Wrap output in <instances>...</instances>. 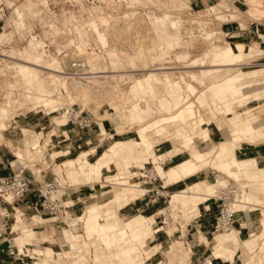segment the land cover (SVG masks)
I'll return each instance as SVG.
<instances>
[{
	"label": "rangeland",
	"instance_id": "rangeland-1",
	"mask_svg": "<svg viewBox=\"0 0 264 264\" xmlns=\"http://www.w3.org/2000/svg\"><path fill=\"white\" fill-rule=\"evenodd\" d=\"M53 1H56V2L60 1V3L62 4L61 7L65 8L63 9V11H58V14H57L58 17H60L62 16L61 14L66 12L63 15V18L66 16L67 17L70 16V10L72 9L71 7L73 6V4H78L77 2L73 0H53ZM78 1L79 3H81L83 0H78ZM140 1L141 2H139L136 5L132 3V0L129 3H125L123 0H94L95 4L91 1L85 2L87 4L92 5L91 7L92 15L90 19L87 20V22L89 23V28L91 30L89 33V36L92 37V39L93 38L95 39V37L97 38V36L99 35L94 30L95 27L93 25V20L98 19V23H99L98 26L100 28V31L103 37L108 39V41H105V42L103 41V42L106 45L108 43L110 45L106 53H103L100 51V46H99L100 44L99 45L95 44L94 47L98 46L99 49L97 48L96 50H94L93 48L89 49V47L84 46L81 43L78 44L77 54H73V55L63 54L62 60L58 59L60 57L62 58V56L56 58V55L53 54L52 52L45 53L43 51V53H39L36 51V49L32 45L30 48L27 47V49H25L24 51L12 52L11 56L24 59L25 61H27L25 59V56H40L42 58V61L40 62L41 64L46 65L48 62H55L54 68H57L60 70L63 69L64 64H66V60L68 56L88 57L92 62V67L94 68L93 71H103V70L108 71L106 73L96 74L95 76H98V77L89 78L87 82V84L91 85L93 87V90L95 91H97V89L99 90L110 89L111 90L110 94L107 93L106 95L107 97L104 95L105 98L101 100V102H99L100 99H98L99 98L98 92H97L98 98H95L94 96L92 97L93 94H90L91 92L87 94L88 97L84 95L85 98H82V96L80 97L81 94L78 96L79 91H77L76 92L77 94H76L73 90L70 89L71 86L70 88L68 87L67 89V83L70 82V79L66 77L58 76L56 74H60V73H55L54 71H50L46 69H43L42 71H37V73H39L38 79L30 78V80L29 79L24 80L25 82L29 83L30 87L22 88L21 86H17V87H14L15 91L14 90L12 91L11 88L6 89V87H2V86L5 84L7 87H9L7 82H11V81L14 82L16 80L15 71H17L18 68L14 62L8 63L9 62L7 61L8 59L6 61L3 59H0V105H6V103L10 105L11 108L6 109L5 110L6 112L4 114H7L9 117L10 116L15 117V119L18 122V124H15V125L18 127V129L20 128L17 134V141H11L13 145L10 146L11 152H10L9 157L11 158L12 161L13 160L16 161V163L18 164V167L20 163H22L23 166L21 167V169L24 166L27 167L24 173L34 178L33 186H32L33 192L31 191L29 194H32L36 191V188L38 187L39 182H43L45 180H52L54 179V177H58L61 182V188H60L61 191L58 193V196L62 198L65 202H68L69 200L74 201V206L70 209L71 215L68 214L64 223H60V224L46 222L43 225H39L38 227L37 226L38 223H35L30 218V216L34 214L33 212L23 213L22 209L20 210L22 214V218L27 225H29L31 228H33L36 231L45 230L43 233H37V237L39 238V241H37V240H34V237H35L34 232L32 231V229L29 228L31 231L29 232L30 234L28 233V235L31 240L30 243H32L33 245L31 246L26 245V247L30 248L31 250L38 248V246L42 248H44L45 246H52L54 250L56 251V254L57 252H65V251L74 252L73 250L77 248L72 243H68L66 238L64 237V233H63L64 228H68V229L72 228L67 225L66 221H72L73 217L76 218L77 215H80L82 211H86L92 204H95L96 201L102 200L103 198H107L110 195V191L112 192L114 190L115 185L110 184L111 182H114V183L117 182L119 184L128 183V182L129 183L132 182L133 184V181L137 182L136 178L132 180L133 174H131L130 172L127 174L126 180L124 179L122 180L118 176V172L123 171V168L118 169L116 167H113L109 171L105 170L102 173V175H99L98 173L97 175H99V177L95 176L94 181H97V182H94V184L92 182L90 184L89 182L88 184L84 185V183L86 182L85 178L83 177L80 180L81 182L75 181L74 179L70 178L68 168L65 166H62V163L67 161V159L69 158L73 159V157L77 153H81L84 151L89 152L97 146H100L103 149H107L116 139L121 138L128 131L138 130L139 127L141 128V126L145 124L153 123L156 120L162 118V116L169 115V113H165L166 111L169 112V109L175 112V110L173 109L175 108V106H172V107H169V109L168 108L165 109L166 111L162 110L160 113L156 112L153 115L148 116L146 121L144 123H141L142 121L141 119L142 116L140 114L141 108L147 109L148 105H150L156 109V104L158 102L157 98L159 97V100H161L162 99L161 95L166 93L165 92L166 87H164V85L161 84L160 78L163 79L166 77H170L171 79H174L175 80L174 83L177 84L175 87L183 86L184 88H186L184 81H187L190 84L194 83L195 85L194 84L193 85L196 88H198L197 89L198 93L195 95L192 94L189 90H187V88H186L187 92H185L182 88L183 95H184L183 103L189 104L193 102L195 106L193 110L196 111V113L194 112L193 116L194 118L200 120L199 124L202 123L200 127L194 131L190 130L191 126L193 125L192 122H189V125L187 123V127L190 130L188 131V133L190 135H194L197 132L200 135V136L198 135L199 138L198 137L196 138V140H198V145H197L198 148H196V150L198 151L202 150L201 152H206V151L214 150L216 147H218V145L223 140L227 138H232L233 137L232 135L234 133L233 132L234 125L236 121L240 119H246L248 117H254V116H256V118L258 119L259 118L264 119V89L263 88L261 89V91H256L254 93L247 94L249 97L244 96L243 98H240V99L231 97L234 99L233 105L235 107L233 106V109L234 111L236 110V113L231 116L222 115V114H225L222 112H226V111L218 107L219 105L223 104L224 102L223 97L222 98L220 97L222 102H219L214 97V96H222L223 93H226L228 91L230 93L234 91L235 89H237L238 87H243L244 80L242 81L241 79L244 74H249L248 77L249 76L250 78L255 77L254 80H257L256 84L252 87H249L248 90L264 87V70H262L264 69V57L262 58V56H264L262 49L264 48H262L260 40L258 39L257 35L254 33L255 31L254 25L257 22L264 23V14L254 13L252 11V7L249 4V0H208L209 1L208 3L205 2L204 0H193V2L192 0H140ZM9 3L12 4V2H9ZM190 5H191V8H190ZM111 9L114 10L115 12H112ZM47 14L48 13H43V15H47ZM166 14H170V17H171L170 20L174 22L175 21L178 22L179 30L181 31L179 33L181 35L180 37L181 39L177 40L179 43L176 44L175 48H174L175 44L174 46L172 45L171 48L166 45L170 44V42H168L167 40L168 33L176 32V30L174 29L175 30L174 31L172 27L164 28L166 29L164 32L163 30H160V29H153L154 25L150 22L152 19H154L153 21H155L157 17L161 18V17H164ZM198 14L211 18V21H210L211 24L209 23V21H207L208 18H205V17L201 18V20H198L199 21L198 23L200 26L198 25L197 22H192V20H196L195 18H197L196 15ZM145 15H149V18L151 20H148ZM13 16H14V12H9L5 19L7 20L8 17L11 18ZM103 17L105 18L108 17L109 21L108 22L103 21L102 19ZM38 20H41V17H35L34 19L29 20L27 23L28 25L34 24V23L38 24L39 23ZM185 20H189L190 22H185ZM62 22L64 23L63 20ZM126 22L129 24H127ZM52 23H53V20H50L46 24H48L51 27L53 25ZM240 26L243 29L246 28L250 34L249 37H242L240 41L245 42L249 46L253 47V50L251 51V53L245 56V58L247 59L246 60L247 64H250V65H247V68L243 69V71L245 72H250L251 70H253L251 73H242L236 76L235 75L227 76L228 74L236 71V69H229L227 67L226 69L222 71L212 72L211 74H209L207 71L208 68H211V62L209 59L207 60V63L206 61H202V63L203 62L206 63L204 67H201V65L187 67L190 64L192 59L197 58V57L204 58L205 53L210 51L213 48H214L213 49L214 56L217 59H227L225 58L224 55L221 54V52L224 51V49H226L228 46H231V44H235L239 41H237L238 39L236 38H229V36H225V32L230 30L233 33H237L241 29ZM7 27L9 28L5 29L6 33L12 30V26L7 25ZM119 28H120L121 33L123 34L126 33V29H127V32L128 30H130L129 33L131 35H129V33L125 34L124 36L120 35L118 32ZM201 28L203 32L201 31ZM44 29L48 31V26L47 28H44ZM131 29H134V30H131ZM16 30L17 29L15 28V31ZM85 30L86 29L84 27V24L81 21L75 22V33L81 36L82 34H86ZM167 31L169 32L167 33ZM0 32L2 33L4 32V30ZM131 32H133V34ZM139 33L142 35H139ZM215 33L217 34V36H214ZM19 35H20L19 37L20 39L22 38V36H24L23 33L22 34L20 33ZM58 37H60L62 45L66 43L65 41H68V39H71V36L66 37L62 35L61 36L56 35L53 37V39H58ZM98 37H100V35ZM140 37L142 38L140 39ZM164 37H166V40ZM143 39L145 40L144 42H143ZM100 41L102 42V39ZM158 41L159 42L161 41V42L159 43ZM170 41L172 43V39ZM26 45H27V42H25V44L22 46H26ZM223 46H226V47L218 50V47H223ZM101 47H102V44H101ZM16 48L21 49V47H16ZM11 49H13L11 46H8V47L2 46L0 48V57L8 58L1 54L7 55L11 52ZM75 49H76L75 46L72 45V47L70 48V51L73 52ZM245 50L246 49H243V51L241 52H244ZM119 51L122 56L121 63H124V67H119L115 65L113 62L112 53L119 52ZM160 52L162 55L160 54ZM61 62L63 64V67L61 66ZM197 62H198V59H197ZM257 62H260V64H253ZM7 63L12 66V69L7 68ZM257 66H262V67H257ZM164 67H172V68L162 69ZM153 69H158V71L160 72L158 73L160 74L159 75L160 77L155 79L152 76L151 70ZM254 69H257V70H254ZM166 71H168L169 73H164ZM193 71L198 73L199 77L202 78L205 83H201L200 81L194 80L191 75ZM150 72H151V75L149 76L148 74H150ZM122 74H125V76H122ZM21 76H22L21 79L26 78V75L24 76L23 72ZM225 76H227L228 78ZM223 77L225 78L222 79ZM18 78L19 77H17V79ZM137 79L138 80L145 79L146 82H148V86H150L148 87L149 90L148 91L143 90V91L151 96L145 98L143 97V95L141 96V95H136L132 93L131 86ZM218 79H222V80L210 83ZM154 82L158 84V87H151L152 84H154ZM205 84H209L207 85V88ZM199 90L200 91L203 90V92L199 93ZM204 90L209 91V92H206ZM93 92L94 91H92V93ZM95 93L94 95L97 94ZM256 94H259V96L257 97ZM39 97H42V98H39ZM47 98L57 99L56 102H54L55 108L61 109L64 106V104L72 103L78 109H81L82 112H87L88 114L92 115L94 122L92 126L89 128V131H90L89 138L92 140V144H89V143L85 144L86 147L78 150V152L76 151L74 155H69L66 157L63 156L57 159L55 157L50 158L49 156H45L44 158H38L37 156L32 154L33 152H35V150L33 149V146L36 143L39 142L41 145H45L48 139H50L51 137L63 135L65 130H67L70 127V124L65 126L66 116L64 115L63 111L60 110L54 113H50L52 110H54V108L52 104L48 106L46 105L45 99ZM242 99H244V102L241 101ZM31 100L34 101L35 103L33 104ZM168 100L171 101L172 103L174 102L173 97L172 99H168ZM35 105L36 106L45 105V107L39 106L35 108L34 107ZM134 106L136 109L138 107V109L136 110L138 113L136 115V119H137L136 123L134 122L132 123V116H131V111L134 109ZM254 109L256 112H254ZM221 110H224V111H221ZM260 110L261 112L257 114V111H260ZM226 114L228 115L229 113H226ZM9 117L6 119V121L10 119ZM25 121H26V125H23ZM27 121L30 123L31 126L27 124ZM218 125L221 128H224V127L225 128L224 130H220L221 137L219 138L218 136V138H216L217 141H211V140L207 141V139L202 140V138L200 139V137H202L201 133L204 132L205 130L204 128L208 127L210 128V130H217ZM7 126H8V122H7ZM177 126H180V124ZM22 127L29 128L30 130H24V135H23L22 130H21ZM103 127L107 130L108 134L113 135V137L111 138L108 137V134L102 136L100 133H102ZM227 127L231 128L230 131L227 130ZM177 129L178 127L171 126L170 129L168 128L164 130V132H162V134L159 136H158V132L156 131V129H153L152 131L149 132L150 136L155 141H157L155 142L156 144L155 150L158 155H163L167 151L179 145L178 140H181L180 134H178V136L176 137L177 140L172 139L174 134L175 135L177 134L176 133ZM69 132H71L70 133L71 138H74V140L75 139L79 141L83 140V142L84 141L87 142L88 140H90L89 138L81 139V135H79L77 130L69 131ZM169 137L171 139H169ZM260 139L264 140V137H260ZM246 140L247 138L243 136L242 143H244ZM83 142L80 141L79 143H83ZM262 142L264 141L257 142L256 144H260ZM67 143H64V144H67ZM49 145H51V146H47L49 155L54 154L58 151L59 147H57V141L55 139H51ZM226 145L228 147H234L235 143H226ZM245 145H252V144L245 143L244 146ZM20 150L24 154V157H23L24 159H22L21 161L17 160L15 157V154L17 153V151H20ZM100 150L102 149H99L95 153H92V154L90 153L89 159L90 160L96 159L99 156ZM186 151H188V154L192 153V150H186ZM235 151L236 149L234 147V152ZM58 152L57 154L64 153L63 151L60 152V149ZM140 152L144 154L146 157L141 158V160H137L133 162V164H131L130 167H131L132 172H139L140 171L139 168H141L148 161H153V162L156 161L154 159L153 160L151 159L153 157H149L151 156V154L144 153L142 152V150H140ZM186 155L187 154L185 152L183 156H186ZM180 160H182V158L177 157L174 154H170L166 158V161L163 162L162 164L163 170L166 172L169 171L172 167L176 166V164H178ZM156 163L157 165H159V162H156ZM219 163H220L219 159L216 158L214 155L208 158L207 166H204V168H202L204 170H210V173L207 174L206 176H210L209 177L211 179L210 181L213 184H215L216 187H217L216 180H215L216 178H219L223 175L230 177L228 176L226 172L220 169H217V166ZM154 165L156 166V164H153L152 162L146 164V166L150 167L151 170L154 169ZM237 168H238L237 166H234V168L232 169L240 171L239 168L238 169ZM57 170L59 173L60 171L62 173L58 174ZM199 174H200V171L197 175L198 180L196 179L197 181L193 184V186L198 182H202V181H199V178H198ZM240 174H241L240 175L241 178L239 176L238 179L236 180V178L234 179L233 177H231L230 180L234 179L238 181V184L243 190V194L245 195L246 193L247 195L248 203H252L253 201L252 195L249 192L251 188L250 186H246V183H248L245 179L247 175L244 173V171H242ZM206 176H202V177L200 176V179H204V177ZM191 177H186L183 181H180L178 183L177 182L172 183V184H169L170 182H168L167 181L168 179L165 178L164 182L166 185H169L167 187V190H169L170 194H172L174 192H177V190H180L183 188V187H180L179 183L181 182L186 183V184H183L182 186H186L189 183H191ZM92 186L94 187V189L91 188ZM83 189H86V190H83ZM84 191L86 192V194L91 193V195L92 193H95V197L87 196L86 198H82L79 201H77L76 200L77 197L75 195H80ZM189 191L192 192L193 189ZM103 192H106V194L102 195L101 193ZM205 192L206 191L204 189L202 193H205ZM135 197L132 196L128 199L130 203L129 206H123L122 204H120L118 208L119 211H118L117 218L116 217L112 218L114 222L110 218L108 219L109 222L111 224H114L115 222H117V220H119L120 222V218H121V222L123 223L122 227L124 229L128 228L129 230L130 228L132 230V228L134 227V223L130 222L129 224H127L130 218L139 217L137 221L138 222L140 221V223L147 221L148 218L144 219V217L141 216L142 213L138 208L131 207V205L136 200L144 197L146 201L144 202V205L142 207L144 208L145 211H148L149 213L152 210L153 215L151 214V216L155 217L156 223L153 224L152 227L153 226L157 227L158 224H161V221L164 218L163 216H157L155 212L162 203L154 201V198L151 196V194L148 195V197L145 195L143 196L140 195V198H139V195H138V198L137 196ZM177 200L174 199V201H177ZM13 204L8 205L6 203H2V205L0 206V211L2 210L4 211L5 207H8L7 210H5L4 212L9 211V213L11 214V216L8 218L7 217L4 218V216L3 218L0 217L1 219L0 227L3 226V223L5 222L8 223V229H5L6 232L0 235V241L9 235L10 228L11 226L13 227L15 223V219H16L15 216L18 213V211L12 208ZM82 206H85V207L80 209V207ZM148 206H151V209H147ZM248 206L250 205L240 204L238 206V210L240 209L246 210ZM212 207L216 208L214 203L212 204ZM186 208H189V207H186ZM172 209H173V211L171 212L172 219L171 218L166 219L167 223L163 224L165 225V227L162 232L155 234V237L154 238L152 237L150 240L147 239L149 235L147 233H145L144 237H142V240L148 241L149 244L142 243L140 241H134V240L132 241L129 239V242L127 244L121 243L115 246L113 245L112 247H110V250H113V251L118 250L116 252L119 254L122 249L128 246L133 245L134 248L138 247L136 248V250L134 249L131 252H136L138 251L139 248L146 247V249H148L149 251V255L151 256L149 259L146 260L147 264H158L160 261L162 262L159 264H166V263L179 264L178 263L179 260H177V256H179L180 259H182L181 257L182 254L180 253H186V249L182 250L181 252H178V249L180 248L178 247L179 244H175L174 246L178 248H176L173 252H168V251L171 249L172 243L175 242L176 240H180L184 243V239L187 238V234L189 233V231H190L189 236L191 238V234L194 231L189 230L188 223L194 217L189 218L188 214L185 215V213H187V211H184L185 208H183L181 211L179 210L181 209V207L176 206L175 208L172 206ZM190 209H192L190 215L192 216L196 215L197 217L199 213L200 214L203 213L202 211L204 208L202 206L201 211L199 209L195 211L196 209H194L193 207H190ZM248 210L247 212L240 211L239 213H243V214L248 213V216L252 219L251 221L254 224V225L252 224L253 228L251 230H254L255 232H259L261 230V225H260L261 210L254 211V212H252L251 210L249 211ZM38 220L42 221L40 218ZM102 222H106V221L103 220ZM121 222L118 223L120 227H121L120 225ZM89 226L91 227V225L90 224L87 225L85 221H78L76 223V226H73L72 229L74 232H78L81 234L82 233L84 234L85 230L87 233L97 234L96 232H89V229H88ZM21 227L28 228L25 225H21ZM152 227L150 229L151 232H153ZM51 228H52V231H49V229ZM233 228L235 229V226H233ZM171 229H173L172 232H171ZM177 229L181 231V233L184 236V239H180L179 236H177V233L175 232L177 231ZM169 230L172 233L170 237L167 236L168 234H170ZM164 231H167L168 233L166 236H165L166 232ZM14 232L15 233H12L10 235L12 238L17 237L18 236L17 233H20V230L14 231ZM52 232H54L56 235H53L48 240L42 239L43 235L47 234V237H48V235L52 234ZM223 232L225 231L219 232V233H222L219 235L224 236L223 234H227ZM109 235L111 237L113 236L112 234H109ZM204 235L209 240V244L207 246V253L204 255V258H208L209 260L211 249L212 250L214 249L216 238L219 237V235L215 236V234L212 233L211 230L209 234L205 233ZM96 237L99 240L101 239L98 234L96 235ZM17 240H18V237H17ZM193 243L195 242H191L189 245L186 244V246L191 247ZM146 244H148V247L146 246ZM184 245H181L182 249ZM0 247L3 249V246H0ZM230 247H232V244H230ZM110 250H106V252L109 253ZM51 251L54 255L53 250ZM84 251H85L84 254H86L88 257L87 264H96L92 260L91 253H87L85 249ZM131 252L130 254H132ZM3 254L5 257L1 258L2 260L0 264L12 263V262L17 261V260H14L8 254V252L4 251ZM30 254L34 255L32 252H30ZM187 255L189 254L183 255V257H186ZM240 255H241V250L235 256V260L232 264L242 263L243 257ZM145 256L147 257V254H145ZM129 257L123 256V261L136 264L135 260L137 261V259H134L132 255ZM56 258H58V255H56ZM128 258L130 259V261L127 260ZM49 259L54 261L53 258H49ZM49 259H47V261H49ZM40 260L41 258L39 256V259L35 261H40ZM64 260H65L64 261L65 264H72V262L74 261V258L72 257L68 259L64 258ZM105 261L108 264H118L119 263V260H113V259H108V258L105 259ZM188 261L189 260H187L185 264H187ZM229 261L230 259H223L213 264H229ZM49 262L51 263V261Z\"/></svg>",
	"mask_w": 264,
	"mask_h": 264
},
{
	"label": "crops",
	"instance_id": "crops-1",
	"mask_svg": "<svg viewBox=\"0 0 264 264\" xmlns=\"http://www.w3.org/2000/svg\"><path fill=\"white\" fill-rule=\"evenodd\" d=\"M87 1H89V0H83L82 3H81L80 8L70 10V16L69 17L66 16V17L63 18V15L66 12L64 11L65 13L61 14L62 16L58 17L57 14H54L52 12V10H50L49 0H14V1L13 0H9L8 2H12V4H10V5L13 6V10L10 11V12H14V16L11 17V18L8 17L7 20L3 19V21L0 22V31L4 30V32H2V33L0 32V48L2 46H4V47L11 46L13 49H11V52L9 54H7V55L6 54H1V55H4V56L8 57V58L0 57V59H3L5 61L8 59L7 60V61H9L8 63H10V62H22V59L16 58L14 56H11L12 52L24 51L25 49H27V47L30 48L31 45H32V46H34V48L36 49L37 52L43 53V51H44L43 46L45 44H48L47 38H49L50 36L54 37L56 35H63V36H66V37L71 36V39H68V41H65L66 43L64 45L57 44V42H56V47H57L58 51H63L64 54H69V55L70 54H72V55L73 54H77L78 44L79 43L83 44L84 46L89 47V49H91V48H94V49L98 48L99 49L98 46L94 47V45L95 44L96 45L100 44L99 45L100 46V51L103 52V53H106L107 49L110 47V45H109L108 42H107L108 43L107 45L104 44V42L108 41V39L103 37V35H102L101 31H100V28L98 26L99 25L98 19L97 20L96 19L93 20V25L95 27L94 30L96 31V33H98L100 35L101 38L98 37L99 36L98 35L97 38L95 37V39L94 38L92 39V37L89 36V33H90L91 30H89V31L85 30L86 34H82L81 36L78 35L77 33H75L74 30H73L72 20H73V15H75V14L76 15H80L81 20L82 19L85 20L86 23L89 26V23L87 22V20L90 19V17H91L89 15H92V11H91L92 5L85 3ZM204 1L207 2V3L209 2L208 0H204ZM192 2H193V0H192ZM40 3H42L43 6L40 5ZM190 4H192V3H190ZM190 8H191V5H190ZM44 11H48L47 12L48 14L47 15H43V13H46ZM38 16H41L42 20L44 22H46V23L48 21H50V20H53V23H52L53 25L50 27V29L48 31L45 30V32H44L45 33L44 34L45 37H42V36L39 37L38 35H36L34 33L33 34L31 33V37L27 41V45L26 46H22L25 43H20L18 40H15L13 38V33L15 32V28L17 29V27H18L20 30L32 31L33 30L32 24L28 25L27 22L29 20L34 19L35 17H38ZM231 16H233V15H231ZM0 17H1V15H0ZM102 19L105 22L109 21L108 17L107 18L103 17ZM62 20L65 22V27H61L59 25V22H61ZM7 25L8 26H12V30H10V31H8L6 33L5 29L9 28V27H7ZM119 26H120V24H119ZM118 32L122 36L125 35V34L121 33L120 28H119ZM36 37L38 38L37 40L35 39ZM101 39H102V42L100 41ZM240 40H237L239 42H237L235 44H231V46H234V47H236V46H244L243 49H246L244 52L236 51L235 54L232 57H230V58L217 59L214 56V53H213V49L214 48H213L210 51L205 53V57L204 58H199V57L194 58V59H196L194 61V63H193L194 59H192L190 64L187 67H189V66H197V65H201V67H204L206 65V63H207V60L209 59L210 62H211V68L207 69L209 74H211L212 72L222 71V70L226 69L227 67L229 69H236L235 72H232V73L228 74L227 76H229V75H235L236 76V75H239V74H242V73H251L253 70H251L250 72H245V71H243V69L247 68V65H250V64H247V61H246L247 59L245 58V56L247 54L251 53V51L253 50V47L249 46L245 42H241ZM101 44L103 46H105V48H102ZM72 45H74L75 48H76L73 52L70 51V48L72 47ZM16 47H21V49L20 48H16ZM224 47H226V46L218 47V50L221 49V48H224ZM262 48H263V46H262ZM243 49H242V51H243ZM262 51H263V55H264V49H262ZM50 52H51V50H50ZM223 52L224 51H222L221 54H223ZM103 55H105V54H103ZM115 56L116 57L118 56L117 52L112 53V57L114 59V61H113L114 64L118 65L120 62H119V60H116L114 58ZM34 57L41 58L40 56H25V59L29 62V60H31ZM263 57L264 56H262V58ZM62 59H63V55H62V58L59 59V60H62ZM197 59H198V62H197ZM202 61H206V63L203 62L205 65L202 63ZM8 63H7V68L12 69V66L10 64H8ZM253 64H260V62L253 63ZM61 66L63 67L62 62H61ZM257 67H262V66H257ZM169 68H172V67H165V69H169ZM43 69L54 71V72L56 71L54 69H50V68H47V67L44 68V66L43 67H38V71H42ZM156 70H157L158 73H160L158 71V69H156ZM254 70H257V69H254ZM262 70H264V69H262ZM17 71H15L16 72V74H15L16 80L14 82H12V81L11 82H7L9 87H7L5 84L2 87H6V89L11 88L12 91L13 90L15 91L14 87H17V86H21L22 88L30 87L29 83L25 82L23 78L21 79L22 76L19 73V69ZM56 72L60 73L58 70ZM106 72H108V71H106V70L99 71V73H106ZM164 73H169V72L166 71ZM56 75L68 78L66 75L61 74V73L60 74H56ZM191 75H192V78L194 80L200 81L201 83H205L204 80L199 77L198 73L193 71L191 73ZM38 76H39V73H38ZM122 76H125V74H122ZM227 76H225V77H227ZM17 77H19V78L17 79ZM225 77H223L222 79H224ZM146 79H147V77H146ZM222 79L214 80V81H212L210 83H213L215 81H220ZM254 79H255V77H251V78H249L247 80H244V86L243 87H238L237 89H235L234 91H232L230 93H229V91L226 92V93H223L222 96H214V97L219 102H222L220 97L221 98L223 97L224 100H226L230 96L234 97V98H237V99H240V98H243L244 96L247 97L248 96L247 94H251V93H254L256 91H261L262 88L264 89V87H260V88L248 90L249 87H252V86H254L256 84L257 80H254ZM141 80L142 79L135 80V82L131 86L132 93H134L136 95H141V96L143 95V97H145V98L151 96V95H149V94H147L146 92L143 91L144 89H143V87L141 85ZM161 80H162L161 84H163L164 87H166V90H165L166 93L162 94V96L165 97V98L167 96V98L172 99L173 96H171V95L174 94V92L178 88V87H175L177 85V84L174 83L175 80L171 79L170 77H166V78H163ZM156 84L157 83L154 82V84H152L151 87H153V86L156 87ZM187 84H190V83L186 82V86L185 87L188 90ZM209 84H205L206 88H207V85H209ZM182 88H183V90L185 92H187L186 88L181 86V90H182ZM195 89L197 91L198 88L195 87ZM104 90H107V89H104ZM183 90H182V94H183ZM101 91H103V90H101ZM204 91H206V90H204ZM201 92H203V90L202 91L199 90V93H201ZM206 92H209V91H206ZM197 93H198V91L196 92V94ZM39 98H42V97H39ZM157 99H158V102L156 104V109L153 108L150 105H148L147 109H143V108L140 107L141 108L140 114H141V116H143L145 118V121H146V118H148V116L153 115L156 112L160 113L162 111V110H160L161 107H160L159 97ZM56 100L57 99L47 98V99H45L46 105L48 106V105L52 104V106H53V105H55L54 102H56ZM173 100L175 101V98H173ZM183 101H184V95H183ZM241 101L244 102V99H242ZM32 102H33V104L35 103L34 101H32ZM39 106H44L45 107V105H37V106L35 105L34 107L37 108ZM219 106H222V105H219ZM10 108H11L10 105H8L7 103H6V105H0V121H4V123L6 124L5 129H1L0 128V174H2V175H12V174L16 173L17 171H19L21 169V167L23 166L22 163H20V165L18 167V164L16 163V161L15 160L12 161L11 158L9 157L10 152H11L10 146L13 145V143L11 141H17V134H18V132L20 130V128L18 129V127L15 125V124H18V122L15 119V117H11V116L9 117L7 114H4L6 112L5 110L6 109H10ZM171 112H173V111L171 109H169L168 113H171ZM254 112H256L255 109H254ZM260 112H261V110L257 111V114L260 113ZM235 113H236V110H235ZM235 113L228 114V115L222 114V115L231 116V115H234ZM7 116L10 118L8 121H6V119L8 118ZM193 119H196V118H193ZM196 120H199V119H196ZM6 122H8V126H7ZM27 124L29 126H31L28 121H27ZM102 124H104V123H102ZM23 125H26V121L23 123ZM237 126H239V127H237ZM224 128H221L219 125H218L217 130H210V128H208V127L204 128L205 130L208 129L209 130V134H210V139H207V141H209V140L217 141L216 138H218V136H219V138L221 137L220 130H224ZM23 129L24 130H30L29 128L22 127L21 130H22V134L23 135H24V130ZM230 129H231L230 127H227L228 131H230ZM233 132H234L233 135L231 134L233 136L232 138H227V139L223 140L220 144H222V143H235L234 147H235V149H237V155H238L237 157L238 158L241 159V158H244L246 156L255 157L257 159V162H258L259 166L261 167V169L264 170V142H262L260 144H256L257 142L264 141V140L260 139V137H264V119H260V118L258 119V118H256V116L248 117L246 119H240V120L236 121V123L234 125ZM70 133L71 132H69V130L67 129V130H65L63 135L56 136V137H51L50 139H48L47 142L45 143V145L46 146H50L49 145L50 144V140L51 139H55L57 141V147H59V149L61 151L65 152L64 155L63 154H61V155L69 156V155H74V153L76 151L78 152V150H80L82 148H85L86 147L85 144H87V143L92 144V140L89 138V135H90V131L89 130L84 134V136H81V139H88L89 138L90 140H88L87 142H85V141L83 142V140H80L83 143H79L80 142L79 140H76V139L74 140V138H71ZM102 135H105L103 133V130H102ZM108 136H109V134H108ZM243 136H245L247 138V140L244 143H242ZM201 138L203 140V137H200V139ZM3 141H5V142H3ZM64 143H67V144H64ZM245 143L246 144L250 143L252 145H245L244 146ZM197 145H198V141H197ZM240 145L243 146V149H241V150L236 148L237 146H240ZM93 149H96V152H97L99 149H103V148L100 147V146H97V147H95ZM200 151H202V150H200ZM18 152L19 151H17V153L15 154V157H16L17 160L21 161L24 158H20L19 156H17ZM62 166H64V165H62ZM57 172H58V170H57ZM60 173H62V172L60 171ZM60 173L58 172V174H60ZM209 173H210V170H204V169L200 170V174H199L198 178H199V181H202V182H198V183H196L193 186V184L198 180L197 179V175L198 174H196L195 176L191 177V183H189L188 185L182 186L183 184H186V183L185 182L179 183L180 187H183V188L180 189V190H177V192L178 191H182V190H186V189L187 190L188 189L189 190L193 189L192 192H202L204 190V183L206 181L211 180L209 178L210 176H206ZM200 176L201 177L202 176H206V177H204V179H200ZM207 178H209V179H207ZM121 179L123 180V178H121ZM245 179L248 182V183H246V186H250V188H251L249 192L252 195V200L253 201H252V203H248V198H247L246 193H245V195L242 194V199H244V200H243V203H241V205L248 204L250 206H248L246 210L240 209L239 211L247 212V210L249 209L252 212H254V211L261 210V218H260L261 230L259 232H255L254 230H251L253 228L254 224L251 221L252 219L248 216V213H244V214L243 213H238L237 217H236V220H235V224H234L235 229L231 233L227 234L223 239H217L215 244H214V247H216L217 245H221L225 249H227L226 255L224 257L215 258V257H213L212 249H211L209 259L211 261H213L214 263H217L218 261H221L223 259H230L229 264H232L234 262V260H235V256L241 250V255L240 256L243 257V260H242L241 264H264V177L251 178V177H247L246 176ZM124 180H126V179H124ZM110 184H115V183L111 182ZM91 188L94 189L93 186ZM83 190H86V189H83ZM77 192H79V191H77ZM35 193H36V191L34 193H32V194H29L27 197L14 202L12 208L14 210L18 211V213L15 216L16 217V219H15L16 220L15 221L16 224L14 223L13 227H15L16 225H18L19 227H21V225L27 226L28 228L32 229V231L34 232V236H35L34 240L39 241V238L37 237V233H43L45 230H41V231L37 230L36 231L33 228H31L29 225H27L24 222V220L22 218V214L20 212L21 209H22L23 213H25V212L26 213L27 212H33L30 209V200L34 196ZM174 193H176V192H174ZM75 196L77 197L76 200L79 201L80 199L86 198L87 196H94L95 197V193H92V195H91V193L90 194H86V192L84 191L80 195H75ZM69 201L74 203L73 200H69ZM145 201L146 200L143 197V198H140V199L136 200L131 205V207L138 208L141 211V213H142L141 216H143L144 219L148 218L149 215L151 216V214L153 215L152 210L149 213L148 211H145L144 208L142 207L144 205ZM213 203L215 204L216 208L212 207ZM218 204H219V202L218 201H214V200H213V202H208L207 204H201L198 207V209L201 211V208L203 206V208H204L203 211H202L203 213L202 214L199 213L197 215V217H196V215H193V216L190 215L191 210H192V209H190L191 206H189V205L183 206L182 203L180 204L182 206V209L185 208L184 211H187V213H185V215L188 214L189 218L194 217L193 219H191V221L189 220L190 222L188 223L189 230H193L194 232H192L191 238H190V236H189L190 235V231H189V233L187 234V238H185V240H184V243H185V245L186 244L189 245L191 242H195V243H193V245L191 246L192 248L188 246V247H184V249H183V250L186 249L187 251H190V255H187L186 257H183V255H181L182 259H180V257L177 256V260H179V262H178L179 264H185V262L187 260H189L187 262V264H204L205 259H206V258H204V255L207 253V246L209 244V240L204 234L205 233L209 234L210 230L212 232V223H213V221L215 219V216H216V213H217V210H218ZM84 207L85 206H82V207H80V209H82ZM186 207H189V208H186ZM7 208L8 207H5V210H7ZM147 209H151V206H148ZM198 209H196L195 211H197ZM4 211L3 210L0 211V217H2V218H3V215L5 213ZM6 213L8 214L7 218L11 216L9 211L6 212ZM30 218L35 223H39V222L44 223L45 222V220H42L40 217L33 216V214H32V216H30ZM39 218L42 221H39L38 220ZM125 218H126V216H125ZM138 218L139 217H136V219H138ZM0 221H1V219H0ZM139 223H140V221L137 224H139ZM155 223H156V221H155ZM39 225H43V224H38L37 226L39 227ZM133 229H134V227L132 228V230ZM129 230L131 231L130 228H129ZM49 231H52V228L49 229ZM156 231H157L156 227L153 226V233L145 232V233L149 234L147 239L150 240L152 237L154 238ZM179 232H180V230H179ZM13 233H14V228H13ZM74 233H77L76 235L79 237L78 243L76 244L75 242H71L68 239H66L67 242L68 243H72L76 248H79V247L82 248L83 247L82 248L83 252H85L84 251V249H85L87 253H91L92 260L94 262H96V264L97 263L98 264H108L105 261V259H107V258L108 259H112L113 258V260H119L118 264H127V262L123 261L122 250H121V252L119 254L116 252L118 250H114V251L110 250V247L105 246L106 244H105L104 240L97 239V237H96L97 234H95V233H87L86 230L84 231V234L83 233L81 234V233H78V232H74ZM2 234H4V233H0V235H2ZM167 234L168 233L166 231L165 236ZM10 235H11V233H9V235L7 237H5L4 239H2L0 241V246H3V249L0 247V262L2 260L1 258L5 257L3 253H4V251H6L7 245L9 243H12V237ZM45 235H43V236L41 235L43 240H48L49 238H51L53 235H56V234L54 232H52V234L48 235V237H47V234H45ZM170 235L171 234H168L167 236L170 237ZM177 236H179V235L177 234ZM64 237L66 238L65 234H64ZM181 237H184L183 234L181 235ZM15 239H16V237H15ZM144 243H148L149 244L148 241H145ZM17 244H18V242H17ZM148 244H146L147 247H148ZM230 244H232V247H230ZM174 245H175V242L172 243L171 249L168 252H173L175 250V246ZM48 247H51V250H53V252H54V255L52 257L54 259V261L50 260L45 255H43L44 256L43 259H45V260L49 259V261H51V264H65L64 263V261H65L64 258L68 259V258L72 257V258L75 259V256H78V250L79 249L73 250L75 253L74 252H70V251H65V252H68V253L71 254L70 257H67L66 255H62V254H65V252H57V254H56V251L54 250V248L52 246H45L44 247L45 249L40 247V246H38V248H41V249H43L45 251L47 250ZM136 248H138V247H135L134 249L136 250ZM106 250H110L109 253H107ZM131 253H132V257L134 259H137V261L135 260V262L137 264H147L146 260L151 257L149 255V251H148V249H146V247L139 248L138 251L131 252ZM34 254H36L35 251H34ZM136 254H137L138 257L136 256ZM145 254H147V257L145 256ZM56 255H58V258H56ZM40 258H41V260L37 261L36 264H42V256H40ZM129 258H131V257H129ZM129 258L127 259L128 261H130ZM232 259H233V261H232ZM207 260H208V258H207ZM87 262H88V260L85 263H81V264H87ZM161 262L162 261H160L159 263H161ZM72 264H75V263L72 262ZM166 264H168V263H166Z\"/></svg>",
	"mask_w": 264,
	"mask_h": 264
},
{
	"label": "bare ground",
	"instance_id": "bare-ground-1",
	"mask_svg": "<svg viewBox=\"0 0 264 264\" xmlns=\"http://www.w3.org/2000/svg\"><path fill=\"white\" fill-rule=\"evenodd\" d=\"M73 1L77 2L79 4V8H80L82 2L79 3L78 0H73ZM123 1L125 3L131 2V0H123ZM139 2H140V0H132V3L134 5L138 4ZM249 4L252 7V11L254 13L264 14V0H249ZM112 12H115V11L112 10ZM89 16H91V15H89ZM145 16L147 17L148 20H151L149 18V15H145ZM196 16H197V18H195L196 20H192V22H199L198 20H201V18H203V17L208 18L206 16H202L199 14ZM170 18H171L170 14H166L164 17H161V18L157 17L155 21H153L154 19H152L150 22L154 25V26L152 25L154 27L153 29H160V30H163V32H164L166 30L164 28H167V27L171 28L172 27L173 30L174 29L176 30V32H173V33L171 32L172 34L168 33L170 30L167 31V33H168L167 40H168V42H170V44L166 45V46H169L171 48L172 45L174 46V44H175V46H174V48H175L176 44L179 43L177 40L181 39L180 38L181 35L179 34L181 31L179 30L178 22H176V21L174 22V21L170 20ZM79 21H81L84 24L86 31L90 30L86 21L83 19L81 20L80 15L75 14V15H73V20H72V26H73L74 32H75V22H79ZM207 21H209V23H211L210 22L211 18H208ZM185 22H190V21L185 20ZM127 24H129V23H127ZM136 24H138V23H136ZM135 29H136V27H135ZM131 30H134V29H131ZM129 32H130V30H128V32H127V29H126L125 34H127ZM131 33L133 34V32H131ZM129 35H131V34L129 33ZM139 35H142V34L139 33ZM208 35H210V34H208ZM214 36H217V34L215 33ZM141 38L142 37H140V39ZM164 38L166 40V37H164ZM35 39L37 40L38 38L36 37ZM171 39H172V43L170 41ZM144 41L145 40L143 39V42ZM133 43H134V41H133ZM166 46H165V48H166ZM47 47H48L47 44H45L43 46L44 51L46 53L50 52V50H48ZM169 47H167V48H169ZM102 48H105V46L102 45ZM243 48H244V46H236V47L228 46L224 50L222 55H224L225 58H229V57H232L236 51L241 52ZM94 50H96V49H94ZM59 52L61 54L63 53V51H59ZM161 52H160V54H161ZM117 55H118L117 57L116 56L114 57L116 60H119V62H120L117 66L124 67V64L121 63L120 51L117 52ZM73 59L79 60L82 63H84V66L83 67L81 66L79 68H81L85 72H87L88 73L87 75H84L83 77H78L75 75V70L72 68V60ZM195 60L196 59L193 60V63ZM41 61H42V58L34 57L29 62L22 59V62H14V63L17 65V68L19 69L20 73L22 74V72H23L24 76L26 75V78H23L24 80L25 79L30 80V78L37 79L38 78V73H37L38 67L44 66V68L47 67L50 69H54L56 71L58 70L61 74L66 75L68 77V79H70V82L67 81L68 82L67 83V89H68V87L70 88V86H71L70 89L73 90L75 93L77 91H79L78 96L81 94L80 97L82 96V98H85V96L88 97L87 94L89 92H91L90 94H93L92 97L94 96L95 98H98L97 95L99 93L98 99H100L99 102H101V100H103L105 98L107 93L110 94V91H111L110 89L103 90V91L97 89V91H95V90H93V87L91 85L87 84L89 78L98 77L95 75L99 74V71H93L94 68L92 67V62L86 56L85 57L68 56L67 60H66L67 65L65 64V66L61 70L54 68L55 62H48L46 65H43L40 63ZM113 61H114V59H113ZM162 69H165V67ZM77 70H80V69H76V71ZM156 71H157L156 69H153L151 71L152 76L155 79L160 77L158 72L156 73ZM151 72H150V74H148L149 76L151 75ZM56 73H58V72H56ZM72 74H74V75H72ZM248 75L249 74H244L242 76V80L249 79L250 76L248 77ZM161 79L162 78H160V82L162 81ZM184 82H185L184 84L186 86L187 81H184ZM141 85L144 88V90H146V91L149 90L148 87H150V86H148V82H146L145 79L141 80ZM153 87H155V86H153ZM156 87H158V84H156ZM187 87H188V90L192 94H196L197 91L192 84H187ZM92 91H94V92L92 93ZM95 92L96 93L98 92V93L96 94ZM94 93L96 95H94ZM171 96H173V98H175L174 103H170V101L168 100L169 98H167V96L165 98L161 95L162 99L159 100L160 107H161L160 110L164 111L167 108L169 109V107L175 106V108H173L175 110V112H171L167 116H162V118L156 120L153 123L145 124V125L141 126V128L139 127L138 130L128 131L121 138L116 139L109 146V148L100 150L99 156L94 160H90L89 155H90V153H95L96 149H92L89 152L84 151L81 153H77L74 156L75 158L74 157H73V159L69 158V159H67V161L63 162L62 165L67 167L69 170L70 178L74 179L75 181H80L84 177L85 181H86L85 182L83 180L85 182L84 185L88 184L89 182H90V184H91V182L94 184V182H97V181H94L95 176L99 177V175H102V173L105 170L109 171L113 167H116L118 169L123 168V171L118 172V176L120 178L126 179L127 174L130 172L131 174H133V177H132V180H133L135 176L139 175V172H132L130 166H131V164H133V162H135L137 160H141V158L146 157L144 154H142L140 152V150H142V152H144V153L151 154V156H149V157H153V158H151L152 160L153 159L156 160L155 162L148 161L147 163L152 162L153 164H156V166L155 165L154 166H155V170H156L157 175L163 180V183H164L163 185L165 187H168L169 185H166L164 182L165 178L168 179L167 181L170 182L169 184H172V183H176V182L178 183V182L182 181L183 179H185L186 177L195 176L196 174L199 173L200 170H202V168H204V166H207L208 158L215 155V157L218 158L220 161V163L217 166V169H220V170L226 172L228 174V176H230V177L223 175L219 178H216L215 180H216L217 187L210 180L206 181L204 183V189L206 191L205 193L189 192L187 189L182 190V191H178L176 193H172L171 194V201H170L171 205L175 208H176V206L181 207V209H179V210L182 211V206L179 203H182L183 206L189 205V206L193 207L194 209H198V207L201 204H207L208 202H213V200L211 198L214 196H218L221 193L220 189L223 187H227L230 181H236L238 179V177L241 175L240 173L242 171H244V173L247 175V177H251V178L264 177V170L261 169V167L259 166L257 159L255 157L246 156V157L240 159L237 157L238 156L237 155V149L234 152V148L228 147L226 145V143H222L218 147H216L214 150H210V151H206V152H201V151L196 150L197 141H198V140H196V138L198 137L199 134H198V132L195 133L194 135H190L188 133V131H190V130L194 131V130L198 129L200 127V124H201V123L199 124L200 120L193 119L194 118L193 114H194V112L196 113V111L193 110L195 106L192 102L189 104L183 103V94H182L181 86H179L177 88V90L174 92V94H172ZM256 96L258 97L259 94H256ZM95 103H97V102H95ZM233 104H234V99L231 98V96H230L229 98L224 100L222 106H219V107L226 111V112H222V113L233 114V112L235 113V111L233 109V106H234ZM72 105H74V104H72V103L64 104V106L61 109L55 108L54 107L55 105H53L54 110H52L51 113L56 112V111H60V110L63 111L64 115L66 116L65 126H67L69 123V114H68L67 110L69 108H71ZM137 109H138V107H137ZM137 109L134 106V109L131 111L132 123L137 122V119H136V115L138 114L136 111ZM224 110H221V111H224ZM166 113H168V111H166ZM196 115H198V114H196ZM141 119H142L141 123H144L145 118L142 116ZM189 122H192V124H193L191 126L190 130L187 127V123L189 125ZM179 124H180V126H177ZM171 126L178 127V129L176 130L177 134L176 135L174 134L172 139L177 140L176 137L178 136V134H180L181 140H178L179 145L175 146L173 149L167 151L163 155H158L156 153V150H155V145H156L155 142H157V141H155L150 136L149 132L152 131L153 129H156V131L158 132V136H159L162 134V132H164V130H166L168 128L170 129ZM5 127H6V124L4 123V121H0V128L5 129ZM237 127H239V126H237ZM100 130H101V128H100ZM103 133L105 135L108 134L107 130L104 127H103ZM100 134L102 135V133H100ZM201 135H202L203 139H205V140L210 139V134H209L208 129L204 130V132H202ZM102 136H104V135H102ZM108 137L111 138V137H113V135H109ZM165 139H167V138H165ZM169 139H171V138L169 137ZM236 148L241 150V149H243V146L240 145V146H237ZM33 149L35 150V152H33L32 154H34L38 158H44L45 156H49L50 158L55 157L57 159V158L62 157L65 153V152L62 153L63 155L57 154V152L59 151V149H58V151L56 153L49 155V152L47 150V146L41 145L39 142L33 146ZM186 150H192V153L188 154V151H186ZM60 152H61V150H60ZM185 152L187 155L183 156V154ZM170 154H174L175 156L182 158V160H180L178 162V164H176V166L172 167L169 171L166 172L163 170L162 164H163V162L166 161L167 156H169ZM17 156H19L20 158H23L24 154L20 150L18 152ZM156 162H159V165H157ZM147 163H145L142 166V168H144ZM234 166H237L240 171L233 170L232 168H234ZM157 167H158V169H157ZM98 173H99V175H97ZM231 177H233L234 179L236 178V180H234V179L230 180ZM240 178H241V176H240ZM116 179H117V177H116ZM236 182L238 184V181H236ZM79 185H80V183H79ZM114 185H115L114 190L112 192L110 191V195L107 198H103L102 200L96 201L95 204H92L86 211H82V213L80 215H77L76 218L73 217L72 221H66L67 225L69 227L73 228V226H75L78 221H85L87 225H89V224L91 225V227L89 226V228H88L89 232H96L102 240L104 239V242L106 244L105 246L108 245V247H112L113 245L115 246V245H118L121 243L127 244L129 242V239L132 241L134 240V241H140V242L144 243L145 241L142 240V237H144L145 232H151L150 229H151L152 225L155 223V217L149 216L147 221L141 222L140 224H137L138 221L136 218H133V217L130 218V220H128L127 224H129L130 222L134 223V229L131 231L128 230V228L124 229L122 227L123 223L121 222V218H120L121 227L118 224V223H120L119 220L116 219L117 222H115L114 224H111L108 219H110V218L112 219L115 217L117 218L118 211H119L118 208H119L120 204H122L123 206H129L130 203H129L128 199L130 197L137 196V198H138V195H139V198H140V195L141 196L145 195L148 197V195H149L148 189L144 185H142L141 183H138L135 181H133V184H132V182L121 183V184L116 182ZM60 191H61V189L58 190L57 193H59ZM101 194L105 195L106 192H103ZM242 194H243V190L241 189V187L239 185V193L237 194L236 199L234 201H232V207L234 209H236V211H239L238 206L241 203H243L244 199H242ZM174 199L175 200L178 199L179 201L178 200L177 201L179 203L177 201H174ZM67 203L69 205L73 204V202H71V201H68ZM118 218H119V216H118ZM103 220H105L106 222H102ZM112 221H113V219H112ZM13 228H14V231L20 230V233H17L18 236L16 235L18 237V240L16 237V242L17 241L19 242L18 244H19V247L21 250H22V247H24L26 244H32V243H30L31 240H30L29 235H28V233L31 231L29 228H21L18 225H16ZM72 228H69V229L64 228L63 232L66 236V239H68L71 242H75L77 244L79 237L74 233ZM183 228H184V226H183ZM233 230H234V228L232 227L229 231H225L223 233L229 234ZM172 231H173V229H171V232ZM169 232H170V230H169ZM171 232H170V234H172ZM151 233H153V232H151ZM109 234H112L113 236L111 237ZM219 234H222V233H217V234H215V236L219 235ZM227 234H223L224 236L219 235V237H217L216 240L217 239H223ZM215 236H214V238H215ZM175 244H179L178 247H180V248L178 249V252H181L184 249V247H188V246L184 245V243L180 240H176ZM181 245H184L183 249H182ZM178 247L175 246V249ZM82 248L81 247L77 248V249H79L78 250V256H75V259L73 261L75 264L85 263L88 260L86 254H84ZM133 249H134L133 245L125 247L124 249H122V255L127 256V257L131 256L132 254H130V252ZM34 251L39 256L45 255L47 258L53 257V253H52L50 247H48L46 251L41 249V248H36V249H34ZM226 252H227V249H225L221 245H217L212 250L213 257H215V258L224 257L226 255ZM180 254H182V255L189 254L190 255V251L186 250V253H180ZM62 255H66L67 257H70L71 254L68 252H65V254H62ZM19 263L22 264L21 258H19V260L15 261V262L5 263V264H19ZM208 263L213 264L214 262L209 259ZM42 264H51V263L49 261L43 259V257H42ZM127 264H135V263H128L127 262Z\"/></svg>",
	"mask_w": 264,
	"mask_h": 264
},
{
	"label": "built area",
	"instance_id": "built-area-1",
	"mask_svg": "<svg viewBox=\"0 0 264 264\" xmlns=\"http://www.w3.org/2000/svg\"><path fill=\"white\" fill-rule=\"evenodd\" d=\"M8 1L9 0L0 1V22L3 21L7 14L13 10V6L10 5ZM90 1L94 2V0H89V2ZM40 5H42V3H40ZM61 6L62 4L60 3V1L56 2L53 0H49L50 10H52V12H54L55 14H58V11H63V9H65ZM71 8V10L78 9L79 6L78 4H73ZM44 12L47 13L48 11ZM38 21V24H32V31L20 30L17 27V30L13 34V38L15 40H18L20 43H25L31 37V33H34L39 37H45L44 28H47L48 26L49 30L50 26L46 24L42 20V18ZM59 25L61 27H65V22L63 23L61 21L59 22ZM240 28V31L237 33H233L232 31L228 30L227 32H225V36H229V38H236L238 40L242 39V37L250 36L249 31H247L246 28L243 29L241 26ZM254 29V33L257 35L258 39L260 40L261 46H263L264 48V23L257 22L254 25ZM22 32L24 36H22V38L20 39L19 34H22ZM47 41L48 50H51V52L55 54L57 58L64 54H61L56 47V42L57 44H61L60 37H58V39H53V37L50 36L49 38H47ZM59 59H61V57ZM81 66L83 67L84 63L79 60H72V68L75 70V75L78 77H83L84 75L88 74L83 69L79 68ZM76 69L80 70L76 71ZM67 112L69 114L68 124H70L68 130H77L79 135L84 136V134L89 130V128L94 122L92 115L88 114L87 112H82V110L78 109L75 105H72V107L69 108ZM26 168L27 167L24 166L19 172H16L12 175L0 174V206L2 205V203L12 205L14 202L27 197L32 191L34 178L24 173ZM139 170V175L135 176L134 179L136 178V181L138 183H141L148 189V194H151V196L154 198V201L162 203L155 212L157 216H163L164 218L162 219L161 224H158L156 227L157 231L155 232V234H158L164 230L165 225L163 224L167 223L166 219H172L171 212L173 211V209L170 203L171 194L170 191L167 190V187L163 185V180L157 175L155 166L153 170H151V168L147 166H145L144 168L141 167L139 168ZM60 188L61 182L58 177H54V179L52 180H45L43 182H39V185L36 188V193L30 200V209L34 213L33 216H37L40 217L42 220H45L44 223H64L65 219L67 218V215H71L70 209L74 206V203L69 205L67 202H65L62 198L58 196L57 192L58 190H60ZM220 190L221 193L218 196H214L211 198L212 200L219 202L218 210L215 219L212 223V233L214 234L222 231H229L234 226L237 214L240 212L236 211V209L232 207V201L236 199V196L239 193V185L237 184V182L230 181L227 187H223ZM3 216L5 218L8 216V214L5 212ZM44 223L39 222L38 224ZM5 229H8L7 222L3 223V226L0 227V233L6 232ZM175 232L180 236V239H184V237H181L182 233L181 231L179 232V229H177V231ZM10 233H13L12 226L10 228ZM12 240V243H9L7 245L6 252H8V254L14 260H19V258H21L22 264L37 263V261L35 260L39 259V255L34 254V249L31 250L30 248L26 247V245L31 246L33 244H26L24 247H22L21 250L16 242V239L12 238ZM30 252H32L34 255H31ZM204 264H210L208 263L207 258L205 259Z\"/></svg>",
	"mask_w": 264,
	"mask_h": 264
}]
</instances>
